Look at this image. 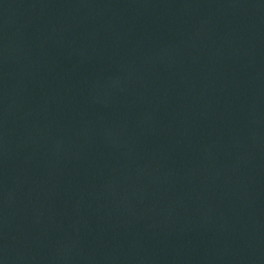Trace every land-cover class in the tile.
I'll use <instances>...</instances> for the list:
<instances>
[{
	"label": "water",
	"instance_id": "obj_1",
	"mask_svg": "<svg viewBox=\"0 0 264 264\" xmlns=\"http://www.w3.org/2000/svg\"><path fill=\"white\" fill-rule=\"evenodd\" d=\"M0 264H264V0H0Z\"/></svg>",
	"mask_w": 264,
	"mask_h": 264
}]
</instances>
